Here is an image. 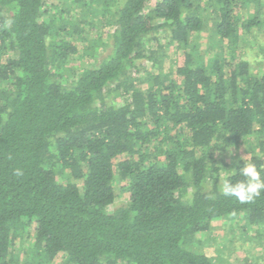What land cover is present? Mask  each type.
I'll return each instance as SVG.
<instances>
[{
	"label": "trees",
	"instance_id": "16d2710c",
	"mask_svg": "<svg viewBox=\"0 0 264 264\" xmlns=\"http://www.w3.org/2000/svg\"><path fill=\"white\" fill-rule=\"evenodd\" d=\"M102 6L108 39L59 2L0 0V264H19L24 243L25 264H218L190 247L214 220L264 222V194L241 204L214 176L239 179L244 160L221 155L255 134L249 161L264 168V73L239 52L264 0ZM210 21L217 39L202 48ZM166 46L183 57L176 71Z\"/></svg>",
	"mask_w": 264,
	"mask_h": 264
},
{
	"label": "rangeland",
	"instance_id": "374dc122",
	"mask_svg": "<svg viewBox=\"0 0 264 264\" xmlns=\"http://www.w3.org/2000/svg\"><path fill=\"white\" fill-rule=\"evenodd\" d=\"M53 1L60 3L61 8L65 11L64 15H66L68 19L80 20L82 18V21H93L95 32H93L92 35L100 36L102 34L108 39V35L106 36V34L113 25L107 24L105 20V16L102 12L103 0H82V2L78 4L74 3V0ZM83 3L85 5H83ZM254 11V3H251L250 5H243L241 12H239L241 15H248ZM209 18L212 19L214 17L211 15ZM213 29V21H210L204 32L205 38L201 40L202 48H206L210 40L217 39V37L214 36L210 37L212 35L210 32L213 33ZM241 32L243 35L244 31L241 30ZM86 33L88 32L86 31ZM250 33L251 34L246 38H242V47L239 49V52L244 58L249 60L253 72L264 73V26L254 27ZM217 49V45H213L211 48L209 47V54L215 53ZM164 50L166 55L163 59L164 68L166 70L176 71L177 67L183 62L182 55L177 53L174 46H166ZM82 51L83 45L80 44V54ZM104 55H106V51H98L96 57L86 56L85 60L83 58L81 61L85 65L95 64L99 62ZM144 62L147 68L158 72L151 61L145 60ZM259 140L260 137L258 134L246 138L243 140L238 151L223 154L221 158L225 160V163L235 159H241V157H246V160H249L253 153L259 152V148L255 147ZM128 198L129 192L124 191L120 199L111 209L125 205ZM33 231L32 226L30 232L32 233ZM198 238V241L194 244H190V247L203 251L211 256L218 264H264V222L263 224H252L248 226L245 225V222H243V219L240 217L229 216L214 220L211 230L200 233ZM24 244H21L17 249V252L20 254L19 264H25V261L32 262V254L29 255L24 252L27 246ZM27 256L29 257L28 259L26 258ZM62 263L63 256L59 255L51 264Z\"/></svg>",
	"mask_w": 264,
	"mask_h": 264
},
{
	"label": "clouds",
	"instance_id": "9594fccd",
	"mask_svg": "<svg viewBox=\"0 0 264 264\" xmlns=\"http://www.w3.org/2000/svg\"><path fill=\"white\" fill-rule=\"evenodd\" d=\"M241 159L244 163L238 169L239 179L233 180L224 172L214 173V176L215 179L219 177L217 187L221 195L235 198L241 204H247L264 194V168L255 161L246 160V157ZM15 174L22 176L23 172L17 169Z\"/></svg>",
	"mask_w": 264,
	"mask_h": 264
}]
</instances>
